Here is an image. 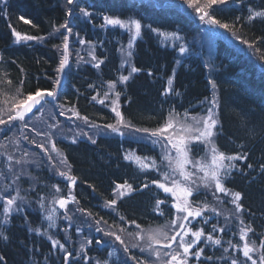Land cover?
Returning a JSON list of instances; mask_svg holds the SVG:
<instances>
[{"label": "trees", "instance_id": "1", "mask_svg": "<svg viewBox=\"0 0 264 264\" xmlns=\"http://www.w3.org/2000/svg\"><path fill=\"white\" fill-rule=\"evenodd\" d=\"M168 3L0 0V96L54 90L61 34L56 37L53 32L67 23L73 49L82 45L85 52L80 61L72 54L55 102L74 108L89 124L108 127L120 119L138 129L155 130L180 115L206 113L215 98L213 144L229 163L220 171L222 185L236 195L248 230L245 240L258 249L264 264V72L222 38L213 40L211 52L202 48L199 54L189 51L184 56L174 47L161 45L159 33L177 32L186 39L199 30L187 13ZM208 15L252 47L264 65V0H227L211 5ZM103 17L136 20L140 38L127 45L128 35L117 27L101 29ZM19 35L36 40L18 41ZM54 145L74 182L65 183L44 167L29 170L32 185L29 173L20 176L16 191L30 202L10 207L6 219L1 217L0 203V264L65 263L59 249L36 233L41 218L36 204L39 197L50 196L53 188L62 195L71 194L77 207L92 218L123 228L160 227L175 216L171 197L155 186L158 173L142 170L125 158L127 151H133L158 160L154 146L113 134L57 138ZM191 151L198 157L204 149L195 144ZM120 185L128 191L115 198ZM206 199L202 193L190 198L192 204ZM221 235L225 239L231 235L237 242L233 231ZM94 246L75 253L65 264H94L81 255L105 260L108 249ZM239 247L222 260L217 259L219 249L205 248L206 258L196 264H235Z\"/></svg>", "mask_w": 264, "mask_h": 264}, {"label": "rangeland", "instance_id": "2", "mask_svg": "<svg viewBox=\"0 0 264 264\" xmlns=\"http://www.w3.org/2000/svg\"><path fill=\"white\" fill-rule=\"evenodd\" d=\"M147 1L155 5L169 2L197 23L199 30L193 38L185 39L177 32L157 35L161 45L176 48L179 56L189 51L199 54L202 48L211 52L213 40L222 38L264 72V65L252 47L209 17L211 5L227 0ZM101 25L102 30L117 27L128 35L129 46L140 38V24L134 19L103 17ZM59 34L61 38L56 49L60 63L56 69L55 88L50 92L49 100L34 112H27L23 107L33 96L20 95L19 91L0 96L1 217L6 219L10 207H18L20 202H30L19 195L16 185L26 172L29 173L28 184L35 182L30 176L31 169L44 167L53 177L73 184L69 167L54 145L57 138L93 139L98 134H113L140 139L157 149L158 160L139 156L133 151H127L125 158L142 170L152 169L158 173L155 186L171 197L175 216L160 227L126 225L123 228L119 223L108 224L92 218L77 207L70 199L71 194L62 195L53 188L50 196L39 197L36 204L41 214L36 233L47 238L53 248H58L64 260L72 258L75 253L83 254L89 245H96L108 249L105 260L94 256L81 257L84 260L91 259L94 264H196L206 258L205 248L208 251L219 249L217 259L222 260L240 246L238 260L241 264H262L258 249L245 240L248 230L241 220L236 195L222 185L220 171L229 163L217 152L211 141L216 124L215 98L209 102L214 107L208 108L206 114L199 117L180 115L174 122L169 121L155 130L138 129L120 119L108 127L89 124L74 108L55 102V94L64 80L72 54L74 59L80 61L85 52L82 45L73 49L72 31L67 23L54 30V36L58 37ZM17 40L36 39L19 35ZM111 103L114 107V99ZM195 144L204 149L201 156L192 155L191 146ZM115 191V198H118L128 191V187L120 185ZM197 193L206 195L207 199L203 203L192 204L190 198ZM110 206L106 204L105 207ZM231 231L237 235V242L230 238L231 235L226 239L222 237V233ZM134 251L138 255L133 254Z\"/></svg>", "mask_w": 264, "mask_h": 264}, {"label": "water", "instance_id": "3", "mask_svg": "<svg viewBox=\"0 0 264 264\" xmlns=\"http://www.w3.org/2000/svg\"><path fill=\"white\" fill-rule=\"evenodd\" d=\"M50 97V93L47 91L41 92L35 96H33L29 102L26 103V105L24 106V110L28 111V112H32L35 109L38 108V106L45 100L49 99ZM30 108V109H29Z\"/></svg>", "mask_w": 264, "mask_h": 264}]
</instances>
